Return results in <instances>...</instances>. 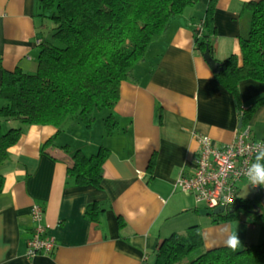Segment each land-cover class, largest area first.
Returning <instances> with one entry per match:
<instances>
[{
    "label": "crops",
    "instance_id": "1",
    "mask_svg": "<svg viewBox=\"0 0 264 264\" xmlns=\"http://www.w3.org/2000/svg\"><path fill=\"white\" fill-rule=\"evenodd\" d=\"M252 1L257 0L216 1V59L241 56L242 21ZM208 4L199 0L174 16L131 77L121 82L110 109V130L105 116L96 121L99 129L96 118L85 129L78 127L81 119H68L61 128L23 125L20 139L8 149L9 159L0 163V264H152L160 243L194 224L202 229L206 249L226 246L233 234L238 245L264 238L263 229L257 233L261 220L248 213L215 221L214 214L200 213L193 195L177 187L182 174L194 172L197 136L207 135L217 146L231 143L242 110L264 97V83L254 79L240 81L237 94L232 93L197 49L194 31ZM45 24L40 0H0V87L4 70H38ZM0 122L4 129L18 125L2 116ZM243 125L250 127L252 138L264 140V103ZM100 146L109 150L101 186L68 177L76 150L92 155ZM91 204L99 211L96 219L88 213ZM34 205L43 208L56 247L51 254L28 258Z\"/></svg>",
    "mask_w": 264,
    "mask_h": 264
},
{
    "label": "trees",
    "instance_id": "2",
    "mask_svg": "<svg viewBox=\"0 0 264 264\" xmlns=\"http://www.w3.org/2000/svg\"><path fill=\"white\" fill-rule=\"evenodd\" d=\"M209 0L205 18L196 28V47L214 53L216 32L214 8ZM199 0H40V16L48 21L42 28L39 67L35 73L4 70L0 87V116L18 121L4 129L0 122V163L9 159V147L20 139L23 125L53 124L59 128L68 120L81 119L90 127L97 110L110 109L120 94V84L131 77L151 44L168 29L171 19ZM240 34L241 56L223 60L225 70L217 74L221 83L235 95L240 81L254 79L264 83V0L248 3ZM264 97L242 110L247 123ZM241 109V108H240ZM108 148L86 155L78 149L68 177L81 185L101 186L103 164ZM4 177L0 174V191ZM253 198H239L233 212L214 215L215 221L233 220L242 212L264 221L261 205L262 185ZM260 211L254 210V206ZM98 209L91 204L88 213L96 219ZM210 214V213H209ZM152 264H264V239L232 249L228 245L206 249L200 225L174 232L156 249Z\"/></svg>",
    "mask_w": 264,
    "mask_h": 264
},
{
    "label": "built area",
    "instance_id": "3",
    "mask_svg": "<svg viewBox=\"0 0 264 264\" xmlns=\"http://www.w3.org/2000/svg\"><path fill=\"white\" fill-rule=\"evenodd\" d=\"M197 139L199 149L194 172L191 175L182 174L177 187L193 195L196 208L202 207L214 214V209L222 206V214L228 213L240 198L239 184L244 180L250 183L246 172L256 161L257 145L264 144V140L252 138L250 127L246 125H242L236 131L235 139L224 146H217L207 135H198ZM43 212L39 205L32 208L36 225L27 243L28 258L51 254L56 247L55 239L47 233Z\"/></svg>",
    "mask_w": 264,
    "mask_h": 264
},
{
    "label": "clouds",
    "instance_id": "4",
    "mask_svg": "<svg viewBox=\"0 0 264 264\" xmlns=\"http://www.w3.org/2000/svg\"><path fill=\"white\" fill-rule=\"evenodd\" d=\"M246 176L253 185H264V144L257 145L256 161L248 168ZM226 244L235 249L239 244L238 237L229 236Z\"/></svg>",
    "mask_w": 264,
    "mask_h": 264
},
{
    "label": "rangeland",
    "instance_id": "5",
    "mask_svg": "<svg viewBox=\"0 0 264 264\" xmlns=\"http://www.w3.org/2000/svg\"><path fill=\"white\" fill-rule=\"evenodd\" d=\"M188 8H190V7H188ZM95 115H96V119H95V123H93L94 124V127L96 126V128L97 129H99V126H100V123L99 122H96L97 120H99L100 121V118H101V116H105L106 115V112L105 111H103V114L101 113L100 114V110H97L96 112H95ZM97 124V125H96ZM77 126V125H76ZM78 127H80V128H83V129H85L87 126L85 125V123L84 122H82L81 121V123H80V125L78 126ZM97 129H95V131H96V133H98V130ZM91 155V154H90ZM239 196L240 197H242V198H253L254 197V195L256 194V191H257V188L255 187V186H253L251 183H249L248 181H246V180H244V181H242L240 184H239ZM201 212V214H203V215H205V216H208V215H210V214H208V211L207 210H205L204 208H200L199 209ZM210 213V212H209ZM242 215H244V216H250L249 214H247V213H245V212H242L241 213ZM211 216V215H210ZM257 226V233H260L261 231V229H263L264 230V221L263 220H261V221H259L258 222V224L256 225ZM264 237V236H263ZM262 237V238H263ZM264 239V238H263ZM262 239V240H263ZM258 240H259V238H258Z\"/></svg>",
    "mask_w": 264,
    "mask_h": 264
},
{
    "label": "water",
    "instance_id": "6",
    "mask_svg": "<svg viewBox=\"0 0 264 264\" xmlns=\"http://www.w3.org/2000/svg\"><path fill=\"white\" fill-rule=\"evenodd\" d=\"M203 56H204V59L207 61V63L209 64V66L211 67V69L214 71L215 74H219V73H221L222 71L225 70V67L223 65V61L216 59L212 55V53H211V51H210V49L208 47L205 50ZM242 125H243V121L241 119L239 126L242 127ZM235 208L236 207L230 208L229 212H233L235 210ZM254 210L260 211V207L255 205L254 206ZM222 212H223V207L222 206L221 207H217V208L214 209V214L220 215V214H222Z\"/></svg>",
    "mask_w": 264,
    "mask_h": 264
}]
</instances>
